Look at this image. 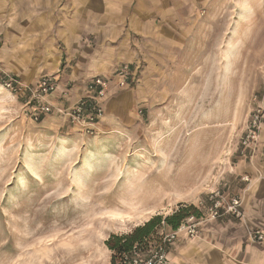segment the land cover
Masks as SVG:
<instances>
[{"label": "rangeland", "instance_id": "obj_1", "mask_svg": "<svg viewBox=\"0 0 264 264\" xmlns=\"http://www.w3.org/2000/svg\"><path fill=\"white\" fill-rule=\"evenodd\" d=\"M118 1L114 11L105 0H56L51 24L11 48L26 66L61 57L39 74L55 80L52 95L63 86L61 101L84 50L122 46L111 70L77 78L87 84L75 104L47 98L54 110L96 102L90 85L106 79L97 120H36L42 78L0 64V264H110L111 234L183 205L200 210V233L206 221L244 217L212 219L209 209L212 195L242 198L229 162L253 156L258 141L243 138L254 112L264 121V0ZM172 230L163 221L159 238Z\"/></svg>", "mask_w": 264, "mask_h": 264}, {"label": "crops", "instance_id": "obj_2", "mask_svg": "<svg viewBox=\"0 0 264 264\" xmlns=\"http://www.w3.org/2000/svg\"><path fill=\"white\" fill-rule=\"evenodd\" d=\"M55 2L56 0H0V64L15 76L23 74L26 81L38 78L45 69L53 71L61 66L62 59L58 55L50 58L52 62L50 60L46 68H40L38 64L26 66L17 56L18 50L11 51V48H16L23 40L28 39L27 29L45 30L51 24L49 22L50 17L52 20L54 16ZM102 5L114 11L116 9H112V5L122 7L118 0H105ZM65 9L67 16L70 8L62 6V10ZM62 13L65 15V12ZM113 13L108 15L112 16ZM112 48L109 45L99 52H92V48L84 50L78 57L81 61L78 62L79 67L72 69L74 78L71 80L74 83L71 94L60 101L58 95H61L64 88L59 86L57 93L51 95L49 101L75 104L77 99L85 95L87 84L86 80L75 84L77 78L82 76L87 79L107 72L111 70L114 57H123L122 46L120 49ZM229 163L230 177L239 180L236 188L239 192L242 191L241 211L244 217L237 219L233 215H227L224 220L206 221L197 238H189L185 232H180L168 245L169 264H264V242L253 240L252 236L253 230L264 233V121L253 156L250 159L248 155L241 156L237 161ZM246 174L251 178L250 184L241 182V177ZM227 197H231L230 192Z\"/></svg>", "mask_w": 264, "mask_h": 264}, {"label": "built area", "instance_id": "obj_3", "mask_svg": "<svg viewBox=\"0 0 264 264\" xmlns=\"http://www.w3.org/2000/svg\"><path fill=\"white\" fill-rule=\"evenodd\" d=\"M126 74L121 78V84L126 83ZM9 86H13L14 80H9L7 83ZM108 83L106 79L97 77L90 85V89L96 92V102L90 100H83L76 104L71 109H65L64 107H58L54 110V106L51 105L47 98L52 95L56 90V82L53 78L44 77L40 80L38 87L35 89V111L33 117L38 120L41 115L50 114L56 111L59 114L68 115L74 122H82L85 118L91 120H97L102 115V108L98 105L100 100L104 98L107 92ZM96 98V96H95ZM262 110L254 112L253 117L249 123L248 131L243 138V143L247 147H255L258 141L259 132L262 123ZM245 181H250V178L246 175L243 177ZM217 194L212 195L213 205L209 209V217L214 219L222 215L224 212L234 214L235 216H242L241 205L242 198L239 196H231L222 200ZM215 201V202H214ZM201 219L196 215H190L184 220L181 225L171 232L163 233L160 236L159 241L154 245L148 247L146 250L134 249L130 254H125L122 262L124 264H169L168 259V245L172 243L180 232H185L189 238H197L200 236ZM253 240L258 242H264V233L260 230L253 232Z\"/></svg>", "mask_w": 264, "mask_h": 264}, {"label": "trees", "instance_id": "obj_4", "mask_svg": "<svg viewBox=\"0 0 264 264\" xmlns=\"http://www.w3.org/2000/svg\"><path fill=\"white\" fill-rule=\"evenodd\" d=\"M41 117L38 120H41ZM200 213V210L194 205H183L166 217L153 216L130 233L111 234L106 240V245L111 251L110 264H124L122 259L125 254H130L134 249L146 250L148 247L154 246L160 239L158 227L163 221L173 229H177L187 217L190 215L199 216Z\"/></svg>", "mask_w": 264, "mask_h": 264}, {"label": "bare ground", "instance_id": "obj_5", "mask_svg": "<svg viewBox=\"0 0 264 264\" xmlns=\"http://www.w3.org/2000/svg\"><path fill=\"white\" fill-rule=\"evenodd\" d=\"M119 212H117V214H118ZM116 214V213H115ZM123 216V215H122Z\"/></svg>", "mask_w": 264, "mask_h": 264}]
</instances>
